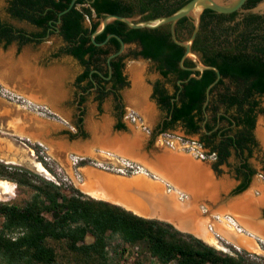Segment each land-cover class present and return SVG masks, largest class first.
I'll return each mask as SVG.
<instances>
[{
  "label": "trees",
  "instance_id": "1",
  "mask_svg": "<svg viewBox=\"0 0 264 264\" xmlns=\"http://www.w3.org/2000/svg\"><path fill=\"white\" fill-rule=\"evenodd\" d=\"M70 1L14 0L11 17L26 21L32 25L34 31L27 36L21 29L0 24V45L7 47L17 42L21 47L32 42L40 43L47 35L49 37L58 35L66 43L65 53L79 59L87 68L86 73L78 80L80 83L87 78L88 71L94 64L92 56L109 53L108 49H99L90 40L91 33L105 15L113 14L127 18L142 15V20H150L169 16L190 0H76L69 11L59 16L68 8ZM222 18V14L209 9L202 12L200 30L192 44V50L204 52L202 62L205 66L216 67L220 72L231 73L233 77L238 78L237 72L249 67L242 56L220 57L219 51L212 48L209 41H206V46L202 45L205 36L208 38L216 36L214 31L216 25L212 23ZM175 27L178 40L190 36L193 30V24L188 18L179 20ZM182 27L187 29L186 34L180 32L179 29ZM111 33L121 37L125 44L134 41L140 43L141 50L134 53V58L142 57L159 61L163 75L169 71L177 73V80L182 81L180 86H177L178 99L173 104L169 98L163 99L162 103L167 107L172 122L181 121L194 132L199 131L198 122L203 120L202 103L205 100L206 88L215 80V71L196 72L198 78L188 79L190 72L179 67L184 48L172 42L169 25L156 29H131L123 22L115 20L106 26L95 41L102 42ZM108 43H112L115 50L120 48L119 41L114 37L110 38ZM96 63L102 66L101 62L96 61ZM242 63L243 65L239 66ZM103 65L106 76L108 71L106 57ZM110 65L112 78L116 82H123L124 87L127 86L128 83L122 77L119 66L117 67L112 60ZM183 65L188 67V61L185 60ZM102 68L98 69L102 70ZM92 77L100 80L98 74L93 73ZM213 91L214 87L210 89L211 95ZM109 94L111 93L103 94V98ZM220 95L224 101L234 104L250 95V92L231 91ZM98 99L101 104L103 99L101 97ZM253 105L256 106V103ZM252 109L253 107L245 109L240 105L237 112L239 114L237 117H241V120L251 127L254 117L248 113ZM205 110L208 111V106ZM260 113H264V110H260ZM82 128L83 125H79L80 134L74 133L70 137H86V132L84 129L82 131ZM158 128L159 125L153 131L152 141L157 135L166 131H156ZM205 128L210 131L212 126L206 125ZM114 129L126 128L124 124L118 123ZM248 134L240 130L235 131L233 136L225 135L221 143L219 162L228 159L231 147H242L248 139ZM0 179L11 181L17 187H26L32 192L31 198L22 206L0 203V216L3 219L0 226V264H58L57 253L51 242L65 245L66 252L72 256L69 259L72 262L67 264H112L108 257V247L115 237L123 245L141 246L144 253L157 259L160 264H250L243 255L234 257L222 254L209 244H205L206 242L180 233L168 224L136 216L121 206L102 200L84 199L77 190H74L75 194L67 195L61 187L37 178L27 169L4 166L0 163ZM246 188L247 184L237 192ZM47 214L51 217H46ZM87 235L93 238L91 243H85Z\"/></svg>",
  "mask_w": 264,
  "mask_h": 264
},
{
  "label": "rangeland",
  "instance_id": "2",
  "mask_svg": "<svg viewBox=\"0 0 264 264\" xmlns=\"http://www.w3.org/2000/svg\"><path fill=\"white\" fill-rule=\"evenodd\" d=\"M4 1L5 0H0V17L9 22V16H7L3 9ZM262 2L263 0L260 3ZM260 3H258L254 9ZM17 26L27 31H34L32 26L26 24H17ZM60 44V38H58L57 35H53L40 44L24 45L18 48L14 44L7 47L0 45V163L4 166L27 169L37 178L52 182L61 187L62 191L67 195L75 194L76 191L74 192V190H77L84 199L91 198L95 200V198L84 193L79 187V181H84L85 179L84 173L82 172L83 168L94 167L107 173L126 177H134L142 171H139L136 165L124 160L118 155L108 154L106 152L98 153L100 154L99 158H76L74 160H77L78 163L73 165V158L70 154L74 153V151L71 147H68L69 144L67 142L70 136H68L66 132L70 130L72 133H75V128L64 120L65 118L60 115V111L57 108L48 107L37 97L51 90L52 95L55 96L56 99L62 98V93L67 88L65 83L68 81L70 75L73 74L72 65L61 63L58 59L53 60L50 56ZM46 58H48L47 61ZM150 67V64L143 60H128L126 62L124 74L128 84L121 91V94L123 96L126 114L132 115L136 120L135 122L125 120V128L127 129L128 125H131L135 131L145 132L148 136V150H153L156 146L164 145L165 147H170L173 151L189 154L194 159H198L187 148L185 143L186 138L178 128L157 135L154 141L151 140L149 132L158 125V114L152 102L148 100L150 95L148 80L154 81L159 77L155 72L150 70ZM32 94H36L37 96H33ZM25 101L31 102L37 108L30 109L26 106ZM262 105L264 106V99ZM259 119L260 116L257 120L258 124L260 122ZM24 121L31 123L33 127H47L45 130L50 139H54L55 142L62 144V147L64 146L67 150V154L61 156L60 159L56 158L52 155L51 148L45 146L44 143L36 139L27 138L24 135L25 132L20 130L19 127V124ZM113 126L114 120L110 115L109 102L106 101L103 103L101 112L98 113L95 109V104L92 102L91 97H89L86 102L85 121L83 124V129L86 132V137L84 138H90L95 129L98 131L102 127L109 129ZM178 137L181 138L182 141L178 140ZM70 139L72 138L70 137ZM262 145L264 146L263 143ZM46 158H50V160H46ZM11 159H15L19 162L13 163L7 161ZM126 162H128L132 168L127 166ZM206 162L211 163L210 160ZM36 164L41 165L46 172L38 170ZM136 171L139 172L135 173ZM50 177L53 179H50ZM4 181L13 185L14 190L13 195L9 197V199L6 198L8 200H2L0 203L22 206L31 198L32 192L28 188L17 187L16 184L11 181ZM213 182L218 183L219 186L217 189L211 190V194L216 193L217 195L218 190L220 192L221 189H225L226 191L224 193L220 192L225 198L230 188L229 184L232 182L225 168L222 169V172L216 180L213 179ZM249 190L250 187L243 194ZM255 199L258 200V197H255ZM225 213L226 212H221V214ZM46 217L50 218L51 216L47 214ZM155 220L170 225L166 220ZM2 221L3 219L0 216V226ZM219 221L220 223L225 222L223 218ZM170 226L175 229L174 226ZM180 233L192 237L195 236L191 232ZM194 238H196V236ZM219 240L220 246L212 244H209V246H212L222 254L234 257L243 255L245 259H248L250 264H264L263 249L260 253L249 252L236 248L235 245L223 236H220ZM92 241L93 238L87 235L85 243H91ZM202 242L204 241L202 240ZM205 244L208 245L207 242ZM51 245L54 246L56 250L58 264L72 262L69 260L72 256L66 252L63 243L51 242ZM108 253L109 260L112 264H160L157 259L144 253L141 246L123 245L116 237L111 241L108 247Z\"/></svg>",
  "mask_w": 264,
  "mask_h": 264
},
{
  "label": "flooded vegetation",
  "instance_id": "3",
  "mask_svg": "<svg viewBox=\"0 0 264 264\" xmlns=\"http://www.w3.org/2000/svg\"><path fill=\"white\" fill-rule=\"evenodd\" d=\"M13 1L14 0L4 1L3 9L7 16H9L10 21H5L0 17V24H8L15 29H21L27 36H29V33H31L32 31H27L24 28L17 26V24H26L29 26L32 25H30L26 21L12 18L10 15ZM260 1L261 0H257V2H255L254 0H247L242 6L241 10L230 14H222V20L212 23L213 25H216V29L214 30L216 36H211L209 38L205 36L204 39H202V45L206 46V41H209L212 45V48H215L216 51H219L220 57L229 56L234 58V56H242L248 62L249 67L243 68L241 69L242 71L237 72V74L240 76H238V78H235V76L233 77L231 73H222L218 69L219 79L212 86L214 87L212 95L210 94L209 90V97L206 106H204V103L207 99L205 92V100L202 103L203 120L201 122H198V124L200 125V130L197 132H194L191 128L186 127L181 121L172 122L171 117L168 115V109H166L167 107L164 106L162 100L169 98L171 104H173L178 99L177 86L181 84L182 81L178 83L179 81L177 80V73L174 71H169L167 74L163 75L160 70L161 63L159 61H152L150 59H144L142 57L134 58V53L141 50V46L138 41H134L128 44L124 43V51L119 55H116L109 59V57L118 52L120 48L118 50H115L114 45L112 43H108L109 39L112 37H107L112 33L108 34L104 41L99 42L103 44L97 46V48L108 49L109 53H101L98 55L94 54L92 56L94 64L90 67L91 69L89 68L90 70L88 71L87 78L80 83L78 80L81 75L86 73L87 68L81 63L79 59L65 53L66 43L58 35L57 37L60 38L61 44L55 50V52L51 53L50 55L51 59H58L61 61V63L69 65L71 64L73 67L72 86L68 96L69 99L68 101L62 103V106H64L65 111L69 113L66 121L68 124L72 125L75 128V133H79L78 126L84 124L86 102L89 97H91L92 102L95 104V109L98 113L101 112L103 103H105L106 101L109 102L110 115L114 120V126L118 123H122L125 125V120L134 122L136 119L130 114L127 115L125 112V106L121 91L126 86L124 87L122 85L123 82H116V80L112 78V66L110 65V62L112 60L114 63H116L117 67L119 66L121 75L123 78H125V82H127V80L124 74V68L128 60H143L145 62H148L151 66L150 70L155 72V74H157V76L159 77L154 81L148 80V85L150 86V95L148 97V100L152 102L158 114L157 124L159 125V128L156 131L166 130V133L167 131H172L178 128L186 138L187 148L195 157L210 165V168L215 174V178L219 176L223 168L226 169L229 178L232 179V182L229 184L230 188L225 198L221 193V197H223V200H221L220 202L223 206H227L226 209L228 210L225 211L226 213L223 216V220H228V223L226 222L227 226H230V228H232L235 232L241 233L246 236L253 235L251 233L249 235L247 233L248 230L242 224H239L241 223L238 221V216H240V214L238 215L236 212L232 213L230 212V210H232V208H237L238 211L241 212L240 203H237V201H244V199L250 196L247 195L244 198H240L230 204H228V201L232 200L238 195H241L255 181H261L264 184V146L262 145L263 140H260L261 137L257 132V120L259 116V121L262 122V126L264 128V113H260V110H264V106L262 105V101L264 99V13L255 14L250 12V10L254 8ZM136 17H140V20H142V15H138L133 18ZM250 17H254V19H249ZM179 30L182 34H186L187 29L182 27ZM208 33L209 35H211L210 32ZM14 34H16L15 31ZM205 34L207 35V32ZM188 37H185L179 41H183ZM48 38V35L43 37L41 42L45 41ZM40 43L32 42L26 44L25 46ZM11 44H14L17 48L19 47L17 42H13ZM193 52L197 55L198 61L201 64L205 65L202 62L205 56L204 52ZM105 57L108 64V71L106 76V70L103 65V60ZM47 60L48 58H46V61ZM185 60L188 61V67H185L187 69L183 70L190 72L188 76V79H190L192 78L191 75H196L197 71L189 70L194 67V63L192 60ZM96 61L101 62L102 66L98 65ZM241 65H243V63L239 66ZM99 67H103L102 70H99ZM93 73L98 74L100 76V80L92 77ZM231 91H248L250 92V95L245 96L242 100L239 99L238 101L234 102V104H230L228 101H224L223 97L220 94ZM105 93L111 94L103 98V94ZM99 97L103 99L101 104H99ZM254 103H256V106L253 105ZM240 105H243L245 109L253 107L252 111L248 113L251 117H254V123L252 127L250 124L242 121L241 117H237L239 115L237 112L239 111ZM207 106L208 111L205 110ZM228 108L230 109L228 110ZM206 125L212 126V129L210 131L206 130ZM154 130L155 128H153L149 132L150 137H152ZM240 130L249 133L248 139L244 142V145L242 147H231L229 149L230 155L228 159H226V161H221L220 163L219 152H221V143L225 135L233 136L235 131ZM66 133L68 134V136H72L74 134L70 130H68ZM161 134L163 133H160L159 135ZM207 160H210L211 163L206 162ZM246 184L247 188L245 190L237 192ZM256 194H258V192H256ZM257 212L258 213L256 220L264 223V203L259 205ZM216 217L219 220L220 215L215 216V218ZM235 217L237 218L238 222L236 221ZM254 237L257 241V244L259 242L258 245L260 249L264 250V240H262V238L260 239L256 235H254Z\"/></svg>",
  "mask_w": 264,
  "mask_h": 264
},
{
  "label": "bare ground",
  "instance_id": "4",
  "mask_svg": "<svg viewBox=\"0 0 264 264\" xmlns=\"http://www.w3.org/2000/svg\"><path fill=\"white\" fill-rule=\"evenodd\" d=\"M257 132L261 137L260 139L264 142V128L261 121L258 124ZM31 136L34 138L39 135L32 133ZM110 146L105 149H112L118 155V150L121 146L119 147L116 144ZM48 147L52 148L50 145ZM7 161L13 163L19 162L15 159ZM163 164L164 166H162L165 169H170V172L173 174L170 179L172 182L174 180V185L177 188H185L192 196V200L180 203L175 194H166L164 184L160 180L157 178H155L156 180L149 178L143 172L144 170L138 167L139 171L141 170L142 172L138 173L139 171H136L135 173L141 175L137 174L134 177L117 174L115 176L114 174L101 171L94 167H86L82 169L85 179L84 181L80 180L78 184L84 193L89 194L97 200L116 204L144 218L166 220L181 231L191 232L197 238L210 245L220 246L219 239L220 236H223L234 244L236 248L254 253L262 252L253 236L258 235L257 237L264 238V223L256 220L258 207L264 203V192L258 200L246 198L244 201H237V203H240L241 212L237 208L230 210L232 213L236 212L238 215L240 214L238 221L241 223L239 224H242L248 230L247 233L249 235L250 233L252 235L254 234L253 236H246L235 232L230 226L228 227V220L220 223L219 220H222L224 216L221 213H215V216L220 215V217L219 220L217 217H214L215 220L217 219L219 221L216 220L214 223L208 217L201 218V215L198 214L196 207L197 201L208 200L216 203L218 200V194H211V190L217 189L219 184L213 182L210 173L205 167H200L199 164L189 161L184 156H176L168 158V160L165 159ZM36 167L41 172H46L41 165L36 164ZM159 174L162 177L165 176L160 172ZM50 179L53 178L50 177ZM13 190V185L0 179V201L8 200L13 195ZM197 198L199 199L196 200ZM223 210L228 211L227 209ZM235 219L237 221L236 217Z\"/></svg>",
  "mask_w": 264,
  "mask_h": 264
},
{
  "label": "water",
  "instance_id": "5",
  "mask_svg": "<svg viewBox=\"0 0 264 264\" xmlns=\"http://www.w3.org/2000/svg\"><path fill=\"white\" fill-rule=\"evenodd\" d=\"M246 1L247 0H190L185 5H183L178 10H176L173 14L169 16L150 19V20H140V17L127 18L123 16L107 14L102 19L99 20V24L96 27V29L91 33L90 39L94 45L96 46L102 45L103 43H97L95 41V38L105 30L107 25H109L115 20L123 22L131 29H156L164 25H169L171 40L173 41L174 44L184 48V53L179 63L180 67L182 69H187L184 67L183 63L185 59H190L193 61L194 67L189 70L197 71L200 73L203 72L204 70H214L217 74L216 80L212 82L206 89L207 99L204 103V106H206L207 100L209 97V90L219 79V71L213 66H205L201 64L198 61L197 55L191 49L192 43L199 31L201 14L206 9L212 10L218 14H230V13L241 10L242 6L245 4ZM75 2L76 0H71L68 8L62 11L59 14V16L69 11L73 7ZM250 12L255 13V14L257 13L263 14L264 13V0L255 9L254 8L251 9ZM182 18H188L191 20L193 24V30H192L191 35L188 38H186L183 41H179L176 37L174 28H175L176 23ZM109 37L116 38L120 42V45H121L120 50L116 52L115 54L111 55L109 57L110 59L122 53L125 49V44L123 40L115 34H111L107 38ZM191 77L198 78L195 74L191 75ZM180 82L181 81H179L178 83ZM127 129L124 131H119V130H115L114 126L109 129H105L102 127L98 131L95 130L94 133H92L91 137L88 139L80 137V136H75L72 139L68 137L69 139V141L67 142L69 144L68 147H71L72 150L74 151V153H71L70 156L80 158V159H83L86 157L99 158L100 154L98 153H101V152H106L108 154L117 155L115 151H113L112 149H105V148L111 147L110 145H114V144L119 145V147L121 146V148L118 150L119 157L136 165L138 168H141L142 170H144V172L147 175H150L148 176L149 178L151 179L157 178L158 180H160L162 184H164L166 194H171V193L175 194L177 200L180 203H184V202L192 200V196L185 188L183 189L177 188L174 185V180L173 182L171 181L170 178L172 177L173 174L170 172V169H165L163 167L164 166L163 161L165 159L168 160V158H172L176 156H184L189 161L195 164H199L200 167H205V169L210 173V176L212 177V179H215V174L210 168V165L207 163H204L202 160L194 159L189 154H184L180 152L178 153L176 151L171 150L170 147H165L164 145L156 146L155 148H153V150H148L147 148L148 136L146 135V133L135 131L133 129V126L131 125H128ZM33 131L39 136L33 138V136H31L32 131L30 132V134L24 133V135L27 138L36 139L46 144L45 146H49V145L52 146L51 153L56 158L60 159L61 156H65L67 154V150L65 149V147L64 146L62 147V144H60L59 142L58 143L55 142L54 139H50V137L48 136L46 132L44 131L42 132L41 130H38V129L33 130ZM159 172L165 176L162 177L159 174ZM198 199L199 198H197L196 200ZM212 203H213L212 201H208V200L199 201V202L197 201L196 206L198 209L199 207H202V206L205 207L207 210L206 217H208L211 220V222L214 223V221L216 220L212 216V214H210V205H212ZM112 205L118 206L116 204H112ZM141 218H144V217H141ZM145 219L155 220V218H145ZM169 224L172 225L171 223ZM174 228L177 231L182 232L177 227L174 226ZM262 240H264V238H262Z\"/></svg>",
  "mask_w": 264,
  "mask_h": 264
},
{
  "label": "crops",
  "instance_id": "6",
  "mask_svg": "<svg viewBox=\"0 0 264 264\" xmlns=\"http://www.w3.org/2000/svg\"><path fill=\"white\" fill-rule=\"evenodd\" d=\"M65 86H67V88L63 91L62 93V98H58L56 99L55 96L52 95L51 90H49L47 93H44L43 95L40 94V96H37L36 94H32L33 96H37L38 98H40V100L45 103L48 107L50 108H57L60 111V115L63 116V118H65L64 120H67V117L69 116V113L67 111H65V107L62 106V103L68 101V96L71 90V86H72V74L70 75L68 81H66ZM27 93V92H25ZM42 93V92H41ZM57 100V101H56ZM46 126V125H45ZM20 130H22L23 132H25L26 134H30V132L32 131V133H35L33 130H41L42 132H46V128H41V127H33L31 123H28L27 121L21 122L19 124ZM47 133V132H46ZM118 175V174H117ZM216 180V178H215ZM250 190L248 192H246L245 194H241L236 196L235 198H233L232 200L228 201V204H230V202H234L237 201L239 198L244 197L245 195H248L250 197H248L247 199H255V197L261 198V196L263 195L264 192V184L261 181H255L253 182L250 186ZM226 190L225 189H221L220 192L224 193ZM218 190V200L216 203H212V205H210V214H212L213 217H215V213H221V212H225L226 209L225 206H223L221 204V200H223L221 197V193ZM256 192H258V194H256ZM197 207V206H196ZM197 212L199 215H201V218H205L206 214H207V210L205 207H199V209L197 208ZM224 215V214H223ZM168 222V221H167ZM170 223V222H168ZM183 232V231H182Z\"/></svg>",
  "mask_w": 264,
  "mask_h": 264
},
{
  "label": "built area",
  "instance_id": "7",
  "mask_svg": "<svg viewBox=\"0 0 264 264\" xmlns=\"http://www.w3.org/2000/svg\"><path fill=\"white\" fill-rule=\"evenodd\" d=\"M25 103H26V106H28L30 109H36L37 107H35L34 106V104H32L31 102H29V101H25ZM135 122V121H134ZM178 140H180V141H182V139L181 138H179L178 137ZM186 143V142H185ZM186 146H187V143H186ZM73 159V161H72V163H73V165H76L78 162H77V160H74V159H76V157H72ZM46 160H50V158H46ZM126 165L127 166H129V167H131L132 168V166H130V164L128 163V162H126Z\"/></svg>",
  "mask_w": 264,
  "mask_h": 264
}]
</instances>
